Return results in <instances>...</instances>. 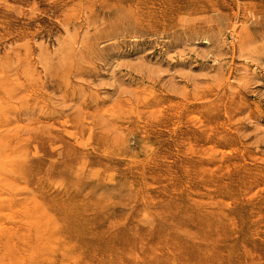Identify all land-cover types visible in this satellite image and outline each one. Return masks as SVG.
Listing matches in <instances>:
<instances>
[{
  "label": "rangeland",
  "instance_id": "374dc122",
  "mask_svg": "<svg viewBox=\"0 0 264 264\" xmlns=\"http://www.w3.org/2000/svg\"><path fill=\"white\" fill-rule=\"evenodd\" d=\"M0 74V264H264V0H0Z\"/></svg>",
  "mask_w": 264,
  "mask_h": 264
},
{
  "label": "bare ground",
  "instance_id": "6f19581e",
  "mask_svg": "<svg viewBox=\"0 0 264 264\" xmlns=\"http://www.w3.org/2000/svg\"><path fill=\"white\" fill-rule=\"evenodd\" d=\"M53 55V54H52ZM80 55V54H79ZM63 60V59H62ZM64 66V65H63ZM1 75V74H0ZM13 91V90H12ZM10 99V98H9ZM131 107V106H130ZM2 108H4L3 106H2ZM7 109V108H6ZM130 109H132V108H130ZM8 110V109H7ZM33 158V157H32ZM35 158V157H34ZM17 163V162H16ZM10 165V164H9ZM10 175V174H9ZM12 177V176H11ZM4 186V185H3ZM57 188V187H56ZM3 189H5V188H3ZM56 190V189H55ZM4 193V192H3ZM7 195V194H6ZM18 196V195H17ZM3 201V200H2ZM1 203V202H0ZM25 204V203H24ZM2 205V204H1ZM19 205V204H18ZM2 208V207H1ZM23 208V207H22ZM1 214V213H0ZM27 215V214H26ZM23 216V215H22ZM27 219V218H26ZM42 219V218H41ZM40 220V219H39ZM30 223V222H29ZM36 240V239H35ZM54 241V240H53ZM54 247V246H53Z\"/></svg>",
  "mask_w": 264,
  "mask_h": 264
}]
</instances>
